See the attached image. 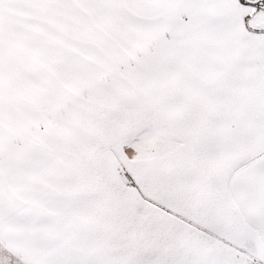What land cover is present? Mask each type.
Masks as SVG:
<instances>
[{
  "label": "snow or ice",
  "instance_id": "1",
  "mask_svg": "<svg viewBox=\"0 0 264 264\" xmlns=\"http://www.w3.org/2000/svg\"><path fill=\"white\" fill-rule=\"evenodd\" d=\"M0 264H264V0H0Z\"/></svg>",
  "mask_w": 264,
  "mask_h": 264
}]
</instances>
